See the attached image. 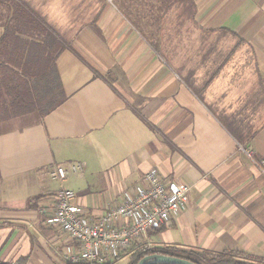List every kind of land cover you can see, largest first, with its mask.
Instances as JSON below:
<instances>
[{
    "label": "crops",
    "instance_id": "crops-1",
    "mask_svg": "<svg viewBox=\"0 0 264 264\" xmlns=\"http://www.w3.org/2000/svg\"><path fill=\"white\" fill-rule=\"evenodd\" d=\"M261 161L264 0H0V262L68 264L40 207L96 220L151 169L188 202L140 243L264 257Z\"/></svg>",
    "mask_w": 264,
    "mask_h": 264
},
{
    "label": "built area",
    "instance_id": "built-area-1",
    "mask_svg": "<svg viewBox=\"0 0 264 264\" xmlns=\"http://www.w3.org/2000/svg\"><path fill=\"white\" fill-rule=\"evenodd\" d=\"M248 155L252 153L247 152ZM258 166L264 171V161ZM82 161L68 166L56 164L52 178L63 182L83 172ZM189 187L172 177L147 171L140 183L125 190L119 202H111L96 220H91L75 202V192L65 186L54 195L52 205H42L45 223L61 230L75 243L70 264H115L150 231L168 226L187 205ZM148 245V244H147Z\"/></svg>",
    "mask_w": 264,
    "mask_h": 264
},
{
    "label": "trees",
    "instance_id": "trees-1",
    "mask_svg": "<svg viewBox=\"0 0 264 264\" xmlns=\"http://www.w3.org/2000/svg\"><path fill=\"white\" fill-rule=\"evenodd\" d=\"M33 21L36 23L37 26L40 24L41 32H43L46 29L45 26H43V24L38 20H33ZM40 199L41 198H39L38 201ZM161 229L162 228H157L154 231L158 232ZM154 253L168 255V256H177L192 261L196 264H264V257L251 255L239 249H226L221 252H214V251L196 250V249H180L177 248L176 246L156 247V246H149L147 244L132 245L126 252V254H128V261L126 264H137V262L144 256ZM0 264H24V263L0 262Z\"/></svg>",
    "mask_w": 264,
    "mask_h": 264
},
{
    "label": "water",
    "instance_id": "water-1",
    "mask_svg": "<svg viewBox=\"0 0 264 264\" xmlns=\"http://www.w3.org/2000/svg\"><path fill=\"white\" fill-rule=\"evenodd\" d=\"M137 264H196L187 259L177 256H168L163 254H149L141 258Z\"/></svg>",
    "mask_w": 264,
    "mask_h": 264
},
{
    "label": "rangeland",
    "instance_id": "rangeland-1",
    "mask_svg": "<svg viewBox=\"0 0 264 264\" xmlns=\"http://www.w3.org/2000/svg\"><path fill=\"white\" fill-rule=\"evenodd\" d=\"M128 261V256H124L122 258H120V260L118 262H116L115 264H126Z\"/></svg>",
    "mask_w": 264,
    "mask_h": 264
}]
</instances>
